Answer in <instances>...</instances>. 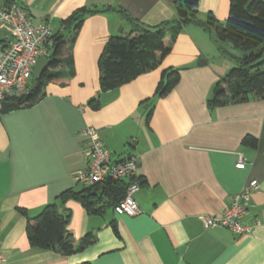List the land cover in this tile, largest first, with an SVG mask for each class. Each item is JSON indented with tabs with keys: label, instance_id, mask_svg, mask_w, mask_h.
I'll use <instances>...</instances> for the list:
<instances>
[{
	"label": "crops",
	"instance_id": "1",
	"mask_svg": "<svg viewBox=\"0 0 264 264\" xmlns=\"http://www.w3.org/2000/svg\"><path fill=\"white\" fill-rule=\"evenodd\" d=\"M176 1L20 0L32 21L49 23L65 45L75 29L62 21L80 8L98 11L87 14L77 31L74 75L65 84L48 83L37 104L0 113V264H264V98L208 105L215 84H225L234 65L220 50L231 45L189 24L154 69L117 88H100L106 41L131 29L120 11L146 26L170 23ZM6 2L0 0V8ZM229 2L199 0L198 18L212 12L224 22ZM12 37V26L1 21L0 51ZM53 46L51 40L46 50ZM170 67L181 78L160 97L156 89ZM92 98L99 100L97 110L88 104ZM87 125L98 129L112 161L136 155L141 212L119 215L106 207L90 213L69 198L63 204L70 212L68 232L77 239L92 232L95 242L68 255L32 247L27 216L85 186L76 176L87 166L80 134ZM246 135L256 137V147L242 143ZM240 155L244 165L236 167ZM250 180L259 186L243 218L252 231L235 235L226 227H205L203 217L220 213Z\"/></svg>",
	"mask_w": 264,
	"mask_h": 264
},
{
	"label": "trees",
	"instance_id": "2",
	"mask_svg": "<svg viewBox=\"0 0 264 264\" xmlns=\"http://www.w3.org/2000/svg\"><path fill=\"white\" fill-rule=\"evenodd\" d=\"M198 2L199 0H177L174 3L176 20L153 26L139 23L121 10L131 24V29L125 35L110 36L105 43L99 59L101 90L117 88L154 69L160 59L172 50L182 29L186 25L197 24L212 33L220 45H231V48L221 45L220 50L234 64L223 79L225 84H215L208 105L216 107L246 102L251 98H264V0H230L228 17L224 22L212 12L207 14L206 20H200ZM95 11L98 9L80 8L62 21L65 28L74 27L73 36L65 45L61 38H57L58 34H53V53L48 68L34 87L33 82L31 83L27 94L7 97L3 101L1 113L37 104L44 97L48 83L65 84L74 75L72 45L85 16ZM180 78L178 68L166 69L156 94L166 96L179 83ZM88 104L94 110L100 107L97 98L90 99ZM242 143L256 147L257 139L246 135ZM123 194L124 184L113 180L100 186H84L80 191L68 189L60 193L43 206L37 215L27 216L26 234L30 245L39 249L58 250L67 255L84 249L93 244L96 237L89 232L77 239L68 232L70 212L63 209L65 201L69 198L76 199L90 213H99L103 208H113ZM18 210L27 215L25 209ZM114 229L116 230L115 226Z\"/></svg>",
	"mask_w": 264,
	"mask_h": 264
},
{
	"label": "built area",
	"instance_id": "3",
	"mask_svg": "<svg viewBox=\"0 0 264 264\" xmlns=\"http://www.w3.org/2000/svg\"><path fill=\"white\" fill-rule=\"evenodd\" d=\"M1 21L12 26L13 37L0 51V113L7 97L21 96L30 91L34 66L41 56L47 54L46 46L53 36L49 23H34L20 0H7L0 8ZM80 134L85 140L87 166L77 174V182L85 186H100L112 180L123 183L124 194L114 205V212L129 216L140 213L141 208L136 200V193L140 189V181L136 178L139 165L136 155L130 154L112 161L95 126L83 127ZM243 165L244 159L240 155L236 167ZM258 187L257 180L247 182L220 213L203 217L204 226L226 227L235 235L250 233L253 226L244 223L243 218L251 195Z\"/></svg>",
	"mask_w": 264,
	"mask_h": 264
},
{
	"label": "water",
	"instance_id": "4",
	"mask_svg": "<svg viewBox=\"0 0 264 264\" xmlns=\"http://www.w3.org/2000/svg\"><path fill=\"white\" fill-rule=\"evenodd\" d=\"M50 61L51 59L49 57H47L46 55H43L39 58V60L35 64L33 73H32L33 87L36 85L37 81L40 79L44 70L48 68Z\"/></svg>",
	"mask_w": 264,
	"mask_h": 264
},
{
	"label": "rangeland",
	"instance_id": "5",
	"mask_svg": "<svg viewBox=\"0 0 264 264\" xmlns=\"http://www.w3.org/2000/svg\"><path fill=\"white\" fill-rule=\"evenodd\" d=\"M47 52H48V55L51 56V54L53 53V49H49Z\"/></svg>",
	"mask_w": 264,
	"mask_h": 264
}]
</instances>
